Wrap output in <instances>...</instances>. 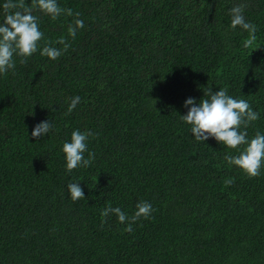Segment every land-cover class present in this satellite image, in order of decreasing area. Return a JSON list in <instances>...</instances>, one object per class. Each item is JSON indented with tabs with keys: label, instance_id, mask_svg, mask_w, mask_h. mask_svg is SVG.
I'll list each match as a JSON object with an SVG mask.
<instances>
[{
	"label": "trees",
	"instance_id": "obj_1",
	"mask_svg": "<svg viewBox=\"0 0 264 264\" xmlns=\"http://www.w3.org/2000/svg\"><path fill=\"white\" fill-rule=\"evenodd\" d=\"M57 2L73 16L34 8L38 51L0 74V264H264V167L249 178L224 160L235 150L196 141L181 119L188 98L223 88L259 113L248 138L264 134V0ZM239 4L257 27L247 48L248 32L231 27ZM75 13L84 27L72 38ZM61 38V57L41 55ZM45 121L53 129L37 141ZM77 129L94 134L95 157L69 172L62 149ZM141 201L153 213L131 232L101 216L110 203L131 217Z\"/></svg>",
	"mask_w": 264,
	"mask_h": 264
},
{
	"label": "clouds",
	"instance_id": "obj_2",
	"mask_svg": "<svg viewBox=\"0 0 264 264\" xmlns=\"http://www.w3.org/2000/svg\"><path fill=\"white\" fill-rule=\"evenodd\" d=\"M2 7L4 19L0 24V74H7L9 70L14 71V56L21 57L20 62L26 63L27 59L38 51L43 32L39 28V18L33 14L34 8L53 20L58 19L62 14L73 16L72 10L61 8L57 0H32L31 6H28L25 0H19L18 3L7 0ZM246 7L245 4L234 6L230 10V16L233 29L240 27L248 32V39L244 42V47L247 48L256 40L257 27L246 21L244 15ZM75 16L77 18L74 24L68 29L72 38H75L78 29L84 27L83 20L79 19L80 13H75ZM56 43L63 45V49L50 46L51 42H48V45L43 47L41 55L57 60L70 47L64 38L57 40ZM79 103V96L72 98L68 113H71ZM184 106L189 110L186 115L181 116V119L191 126V133L196 141L205 142L215 138L217 142L238 153L235 156L231 154L224 156V160L229 165L238 167L249 178L260 175L264 167V134L257 131L253 138H248L246 129L260 118L259 113L252 109L248 101L233 98L228 94L227 89L220 88L218 92H213L212 88L208 87L204 89V98L199 104L195 99L188 98ZM52 129L53 125L50 121L41 122L35 126L31 135L39 141ZM92 135L94 134L90 131L81 132L77 129L71 135V142L63 144L62 151L66 156V167L69 172L92 164L95 153L88 151V138ZM86 151L88 158L84 155ZM233 182L234 180L230 178L225 184L230 186ZM67 188L74 202L85 199L80 183H69ZM136 209L129 217L121 208H113L109 203L102 210L101 216L106 218L110 214L116 215L121 224L128 222L125 231L131 232L132 224L140 218L149 219L153 213L152 205L144 201L137 203Z\"/></svg>",
	"mask_w": 264,
	"mask_h": 264
}]
</instances>
